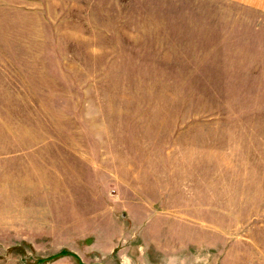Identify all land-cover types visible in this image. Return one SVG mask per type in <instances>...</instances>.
Listing matches in <instances>:
<instances>
[{"label":"rangeland","instance_id":"374dc122","mask_svg":"<svg viewBox=\"0 0 264 264\" xmlns=\"http://www.w3.org/2000/svg\"><path fill=\"white\" fill-rule=\"evenodd\" d=\"M0 264H264V13L0 0Z\"/></svg>","mask_w":264,"mask_h":264},{"label":"crops","instance_id":"0c3cea01","mask_svg":"<svg viewBox=\"0 0 264 264\" xmlns=\"http://www.w3.org/2000/svg\"><path fill=\"white\" fill-rule=\"evenodd\" d=\"M244 3L247 7L260 10L264 13V0H237Z\"/></svg>","mask_w":264,"mask_h":264},{"label":"trees","instance_id":"16d2710c","mask_svg":"<svg viewBox=\"0 0 264 264\" xmlns=\"http://www.w3.org/2000/svg\"><path fill=\"white\" fill-rule=\"evenodd\" d=\"M64 254H67V252H64V253H62L60 255H56V256L51 257L49 259H41L40 262H48L50 260L52 261V260H55V259H58V258L62 257Z\"/></svg>","mask_w":264,"mask_h":264}]
</instances>
